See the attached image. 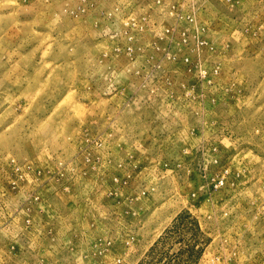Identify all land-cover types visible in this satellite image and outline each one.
Instances as JSON below:
<instances>
[{
  "label": "rangeland",
  "instance_id": "1",
  "mask_svg": "<svg viewBox=\"0 0 264 264\" xmlns=\"http://www.w3.org/2000/svg\"><path fill=\"white\" fill-rule=\"evenodd\" d=\"M0 264H264V0H0Z\"/></svg>",
  "mask_w": 264,
  "mask_h": 264
}]
</instances>
